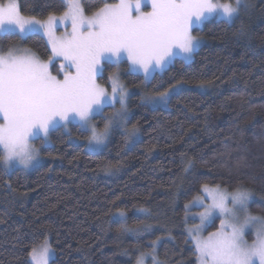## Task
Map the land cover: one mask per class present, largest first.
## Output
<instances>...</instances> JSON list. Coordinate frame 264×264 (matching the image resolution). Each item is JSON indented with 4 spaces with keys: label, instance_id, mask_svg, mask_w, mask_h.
<instances>
[{
    "label": "trees",
    "instance_id": "obj_1",
    "mask_svg": "<svg viewBox=\"0 0 264 264\" xmlns=\"http://www.w3.org/2000/svg\"><path fill=\"white\" fill-rule=\"evenodd\" d=\"M17 3L22 15L36 19L66 10L63 0ZM104 3L81 0L85 14ZM197 33L204 42L192 59H175L145 86L161 93L184 84L167 107L130 98L129 124L140 133L131 147L115 133L103 150L88 152L70 140L88 134L69 124L50 132L41 162L28 172L6 171L0 151V264H31L30 251L46 238L54 251L50 264H135L157 239L164 263L196 264L183 218L204 185L251 190L248 211L264 217V0H246L233 22L209 20ZM16 46L51 56L38 33L0 35L1 52ZM121 79L143 83L129 72Z\"/></svg>",
    "mask_w": 264,
    "mask_h": 264
},
{
    "label": "snow or ice",
    "instance_id": "obj_2",
    "mask_svg": "<svg viewBox=\"0 0 264 264\" xmlns=\"http://www.w3.org/2000/svg\"><path fill=\"white\" fill-rule=\"evenodd\" d=\"M243 2L235 0L233 5L219 0H150L152 10L144 12L141 0H119L86 17L77 0H69V11L60 19L71 20L72 33L61 38L53 32L56 17L49 16L46 21L25 19L14 3L0 6V31L6 25L15 26L20 34L43 31L52 46V56L47 61L29 49L9 48L6 54H0V117L4 121L0 124V147L5 168L14 162L29 168L39 155L30 139L47 143L50 129L61 124L67 128L69 122H76L81 132L89 133V145H105L116 127L125 129L126 141L135 137L137 127H126L132 93L121 82L119 71L108 76L111 93L98 85L96 79L103 72V64L118 66L127 54L130 71L142 72L148 81L153 71L162 69L173 56L191 59L199 45L191 34L194 25L213 17L231 23ZM54 58L63 60L59 75L50 70ZM170 91L145 94L141 100L145 104H166ZM117 103L119 108L115 107ZM106 106L114 111L104 117L103 128H98L93 117ZM203 191L212 203L200 214L202 223L215 212L226 219L207 238L198 235L199 228L190 230L195 233L192 239L198 264H264V217L248 214L252 191L239 187L221 191L206 185ZM229 203L232 207H228ZM249 226L256 229L252 243L245 239ZM52 251L45 240L39 254L33 249L30 256L37 264H48ZM153 260L155 264V257ZM138 264H143V257Z\"/></svg>",
    "mask_w": 264,
    "mask_h": 264
},
{
    "label": "rangeland",
    "instance_id": "obj_3",
    "mask_svg": "<svg viewBox=\"0 0 264 264\" xmlns=\"http://www.w3.org/2000/svg\"><path fill=\"white\" fill-rule=\"evenodd\" d=\"M105 3L99 8L97 9L95 12L91 13V14H85L83 9H82V6H81V0H77V2L79 3L82 11H83V14L86 16V17H91L94 13H96L98 10H100L101 8H103L105 5H113V4H117L119 3V0H104ZM63 2L65 3V6H66V10L65 12L62 14V15H51V16H54L57 18L56 20V23L54 25V28H53V32H54V36L56 38H61V37H66V36H69L71 33H72V23H71V20L70 19H64V20H61L60 17L64 16V14L66 12L69 11V7H68V2L69 0H63ZM213 2H216V0H213ZM219 2L221 3H224V2H230L232 3L233 5H235V0H219ZM10 3H14L17 7V10L19 12V7H18V3H17V0H6L5 2H2L0 3V6H7L8 4ZM246 3V0H244V2L240 5L239 7V11H240V8L242 6H244ZM141 10L144 11V12H148V11H151V3H150V0H141ZM239 13V12H238ZM19 14L24 17L25 19H36V18H33V17H28V16H24L22 15L20 12ZM48 19V17L46 19H36V20H40V21H46ZM209 20H223V19H219V18H210V19H207V20H204L203 22H201L200 24L198 25H194L193 28L191 29V34L196 37L198 40H199V45L198 47H196L193 51V53L203 44L204 42V39L197 33V30L201 29L202 25L206 22V21H209ZM6 33H16L18 35H20L21 37H25L26 35L28 34H31V33H38L40 34L49 50H50V54L52 56V46L51 44H49L48 42V37L44 34L43 31H33V32H27V33H24V34H20L18 32V30L15 29V26H10V25H6L5 26V29L3 31H0V35H4ZM14 49H29L27 47H24V46H16V47H13ZM30 50V49H29ZM8 51V50H7ZM6 52H1L0 51V54H6ZM32 53H34L33 51H31ZM193 53L191 55V59H192V56H193ZM35 54V53H34ZM36 55V54H35ZM41 59V58H40ZM175 59H179V60H182L184 62H189L191 59L189 60H184L180 55H176V56H173L171 58V61L166 64L162 69H155L152 73V78L154 75L158 74L160 75L161 73H163V71L165 69H167L173 62ZM43 61H47V60H44V59H41ZM63 62L62 58H54V62L53 64L50 66V70L52 71V74L53 75H59V65ZM122 62H125L127 64V69L124 71L123 68L121 67V63ZM106 65H112L114 68L111 72H105V67ZM114 71H119L120 73V80L121 82L129 89V91L132 93L131 96L129 97V100H128V113H129V119H130V116H131V111H130V108H129V101H130V98L133 96V95H137L139 100L141 101V103H144L142 100H141V96L145 95V94H155V93H149L145 86L146 84L152 79L148 80V81H145V78H144V74L142 72H136V73H133L130 71V61L127 59V54H124L119 62V65L117 66L115 63H104L103 64V72L101 75H98L97 76V79H96V83L98 85H100L101 87L105 88L106 91L108 93H111V86H110V82L108 80V76L113 73ZM124 72H129V73H132V74H136V75H140L142 78H143V83L139 86H128L124 83V81L121 79V75L122 73ZM105 74V78L103 80H101L102 78V75ZM62 79V75L59 77ZM173 87H175V91H170L171 89H173ZM184 87V84L182 83H178V84H175L173 86H171L169 89L170 91V95L167 99V103H168V100L170 98L171 95H173L174 93H177L178 91H180L182 88ZM166 91V90H165ZM164 92V91H163ZM167 103L164 104V103H157V104H148L149 106L151 107H162V108H165L167 107ZM116 108H119L120 105L117 103L115 105ZM105 108H109L108 110L104 111ZM114 111V109L110 106H106L103 108V111L99 114H96L94 116H97V115H102L103 118L110 115L112 112ZM129 119H128V124H127V128H131L132 125L129 124ZM4 121L2 119V117H0V124H2ZM98 119H94L93 117V123L98 127V128H103V124H104V119L102 120V122H100ZM69 124H77L76 122H69ZM67 125V126H68ZM78 125V124H77ZM57 127H63V125L61 124L60 126H57ZM56 127V128H57ZM65 128V127H64ZM55 129V128H53ZM53 129H50L49 133H48V137H47V143H44L41 139H30L29 143L31 144L32 147H34L35 149L38 150V158L33 162V164L25 169L23 168V166L19 165L18 163H13L11 167L9 168H5L4 166V163H3V156H4V152L2 150V147H0V151L2 153V159H1V164L2 166L6 169V171H11L12 169H20L24 172H28L30 171L31 169H33L35 166H37L42 158L40 156V148L42 146H45V145H48L50 143V132L53 130ZM115 133H120L124 136L125 138V129L124 128H120V127H116L113 129L112 131V134L110 135V137L108 138L107 142L105 145H102V146H94V145H89L88 144V141H87V138L85 140H77L76 138L74 137H71L70 140L72 142H76V143H82L84 145V148L86 151L88 152H91V153H96V152H99L101 150H103L109 139L115 134ZM89 135V133H87ZM140 137V133L138 131L137 135L133 138H130L128 139L127 141L125 140V144L127 147H131ZM36 140H39L40 141V145H38L36 143ZM205 186V185H204ZM201 187V193L195 197H193L189 202H187L185 204V206L187 205V207H185V214H184V218H183V222H184V231H185V234L187 236V238L191 241L193 247L195 248V244H194V241L192 239V236L195 234L193 233L192 231L190 230H193V229H196V228H199V233L198 235L201 237V238H207L208 235L210 233H213V232H216L219 228H220V225H221V220L222 219H226V217H223L221 216L218 212H215L213 213L212 216H210L208 219L204 220L203 223L201 221V218H200V214L203 213L205 211V208L210 205L212 203L211 201V198H206L207 197V194L203 191V187ZM208 186L210 189H216L217 187L219 186H210V185H206ZM219 189L221 191H229L225 188H221L219 187ZM231 192V191H229ZM228 207H232V205L229 203L228 204ZM248 214H251L249 213L248 211ZM253 215V214H251ZM243 216L244 214H241L240 215V222H243ZM257 216V215H255ZM216 222V226L215 228L213 229H210L211 225ZM255 227H252V226H249L245 229V239L249 242V243H252V241L255 239ZM45 240H47V243H48V246L50 247L49 245V242H48V239L46 238ZM45 240H43L39 245H37L36 247H34L33 249H36L37 250V254H39V250L41 249V247L44 245V242ZM160 239H157L155 240V244H153V242L151 243V249L150 251H146V252H143V253H140V255L138 256L137 258V261L135 264H138V261L141 259V257H143V264H154V260H153V257H155V264H166L164 263L163 261H161L158 256H157V247L160 243ZM51 248V247H50ZM32 249V250H33ZM52 249V248H51ZM32 250L30 251V253L32 252ZM53 250V249H52ZM196 251V250H195ZM30 253H29V261L31 264H37L36 261H33L31 259V256H30ZM197 256H196V259H197V263L198 264V253L196 252ZM54 257V251H52V256L51 258L49 259L48 261V264H50V261L53 259ZM258 264V262H257Z\"/></svg>",
    "mask_w": 264,
    "mask_h": 264
}]
</instances>
